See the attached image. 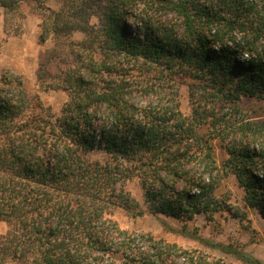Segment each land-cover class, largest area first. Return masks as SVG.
I'll return each mask as SVG.
<instances>
[{"label": "trees", "instance_id": "16d2710c", "mask_svg": "<svg viewBox=\"0 0 264 264\" xmlns=\"http://www.w3.org/2000/svg\"><path fill=\"white\" fill-rule=\"evenodd\" d=\"M26 1L0 0L6 38L22 33V24L12 29L11 22L25 19ZM69 2L59 12L42 4L38 10L40 44L83 31L88 41L79 46L91 41L95 54L87 59L71 42V58L63 57L56 72L49 60L42 65L40 89L68 95L60 115L30 97L23 76H0V222L10 227L0 234V264H213L197 251L121 230L108 218L116 209L178 220L185 236L243 264H264L187 230L198 216L211 223L229 210L217 192L230 176L246 208L264 219V147L250 142L264 136V124H232L228 133L237 138L225 143L224 117L199 107L185 116L170 84L183 72L236 101H264V0H106L96 31L78 24ZM125 62H143L153 75L132 81ZM134 92L154 99L140 106ZM217 139L227 156L222 162ZM95 151L106 159L91 160ZM135 180L146 210L127 189Z\"/></svg>", "mask_w": 264, "mask_h": 264}, {"label": "rangeland", "instance_id": "374dc122", "mask_svg": "<svg viewBox=\"0 0 264 264\" xmlns=\"http://www.w3.org/2000/svg\"><path fill=\"white\" fill-rule=\"evenodd\" d=\"M36 1L30 0L23 3L22 11L26 15L25 19L20 22L19 17H16L11 22L12 29L15 28V25L21 23L23 31L19 36L12 35L9 38H6L4 33L5 14L4 9L0 6V76L5 70L23 76L30 97L33 99L39 98L46 107L51 108L52 113L60 115L63 106L68 101V95L62 90L44 91L40 89L37 74L42 65L45 64L46 66L49 60L47 68L52 73L56 72L55 66L61 64L63 57L71 58L69 55L72 48L71 42L78 43V53H82L87 59L95 56V54L90 49L89 43L91 41L87 47L79 46V43L88 41V36L83 31H77L70 38L61 37L56 39L51 36L45 44H40L42 18L38 15L39 6L42 4V7L46 6L59 12L64 7L66 0ZM105 1L71 0L68 6L69 8L72 7V11L77 14L78 24L81 21L86 22L92 30L96 31L101 25L102 5ZM140 9H143V7H140ZM140 9L137 13L140 12ZM157 12L159 15H163L164 11ZM162 20H165V18L162 17ZM128 25L133 31H136L133 23L128 22ZM56 48L59 51L57 56H55L56 54L52 55V51ZM124 64L132 81L135 80L143 84L144 79H148L153 75L151 66L143 62L140 64L125 62ZM173 79L174 81L170 84L174 85L175 90L178 91L177 100L185 116H191L193 109L199 107V110L207 112L208 115L214 113L216 118L224 117L226 123L222 122L220 129L224 131L226 136L228 135L225 143H230L237 138L236 133H232V131L228 133V127L232 124L245 125L252 123L260 126L264 124V101L261 99L242 96L236 101L235 97L228 92L226 94L219 93V87L214 86L211 81L194 78L183 72H179ZM133 96L134 101L140 106H145L154 99L140 92H134ZM210 122L211 119L209 118L207 124L209 125ZM250 142L258 148L264 147V136L258 134L256 137H252ZM215 145L218 159L222 162L227 156L223 148L220 147L221 141L219 139L215 140ZM89 157L91 160H105L107 156L100 151H95ZM127 189L141 204L142 208L146 210L144 191L139 181L129 182ZM217 194L229 199L228 211L230 212L217 214L215 221L211 223L207 222L204 217L198 216L188 224L187 230L215 244H232L248 256L264 263V219L258 213L246 208L243 202L244 192L238 186L234 176H230L222 182ZM108 218L116 223L121 230L143 233L157 239H163L170 244H177L184 250L197 251L213 264H243L232 255L224 254L217 249L205 246L198 240L185 236L180 232L184 223L164 215L154 216L146 212L143 217L135 218L123 209H116L108 215ZM165 224L173 230H170L168 226H164ZM9 229L10 227L6 222H0L1 235H5ZM104 261L110 262L111 258L105 256Z\"/></svg>", "mask_w": 264, "mask_h": 264}]
</instances>
